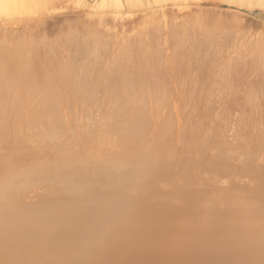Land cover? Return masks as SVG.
<instances>
[{"label":"bare ground","instance_id":"bare-ground-1","mask_svg":"<svg viewBox=\"0 0 264 264\" xmlns=\"http://www.w3.org/2000/svg\"><path fill=\"white\" fill-rule=\"evenodd\" d=\"M72 1L89 8L0 0V17ZM173 24L116 56L71 29L64 61L3 34L0 264H264V64L215 46L204 63L231 34Z\"/></svg>","mask_w":264,"mask_h":264},{"label":"rangeland","instance_id":"rangeland-1","mask_svg":"<svg viewBox=\"0 0 264 264\" xmlns=\"http://www.w3.org/2000/svg\"><path fill=\"white\" fill-rule=\"evenodd\" d=\"M106 1L107 6L105 7L101 4L102 0H88L89 8L87 7V9L86 7L79 6L77 2L73 4L74 2L72 1L66 2L67 4L63 3L64 5L58 3L59 5H52L29 14L18 15V17L16 15L13 17L14 19L0 17V39L4 38L3 34L6 31L11 32L6 33L7 36H10L8 38L15 41L22 39L24 35L31 36L37 40L45 38L50 40L52 38L54 40L51 39L53 43H59H57L58 45L54 43L55 49L58 46L57 49L60 51L57 52L56 50V58L59 56L58 58L64 61L66 59H61L63 58L62 53L65 51L63 49H66L70 56L75 55L77 57L79 55L75 52L78 50V47L76 46V48L74 45L76 44L75 39L77 42V38L79 37L71 38V41L69 40V43L74 41V44L70 43L68 45L69 43H63L65 39L63 36H67V33L71 29L78 30L82 35L99 34L105 40L114 42L111 52L112 55L116 56L119 46L129 41L134 42V39H139V36L140 38L144 36L149 38L151 29L155 28L156 30L157 26L161 24H165L164 26H160L164 27V30L165 27L166 29L169 28L172 23L180 25L190 24L193 26L198 25L199 28L203 26L208 29L214 27V31L217 28L223 32L228 31L233 39L230 45L225 44L226 42H222L220 39L218 41H221L223 44L221 42H214V45H205L206 47L204 44L201 45L199 54L204 63L209 62L208 54H210L211 48L213 49L215 46L214 50L219 51V53L222 50L228 53L227 55L222 51L220 56L221 58L226 57V60L229 58L228 60L231 61V64H264V0H248L249 4L247 3L248 1L239 2L240 0ZM167 35L166 32L162 37L163 41L161 44L157 43L156 46L159 48L163 47L166 54L172 50L171 45L165 40L168 38ZM12 36L13 39L11 38ZM134 36L135 38H133ZM62 44L65 45L62 47ZM59 45H61V49ZM67 45L69 47H66ZM73 45L75 48L72 47ZM186 45L189 50L197 47V43L195 44L196 46L191 47L189 44ZM219 45L221 46L219 47ZM72 48L74 52H72ZM234 51H237V53ZM235 57L236 62H234ZM249 68L245 66L246 70Z\"/></svg>","mask_w":264,"mask_h":264}]
</instances>
